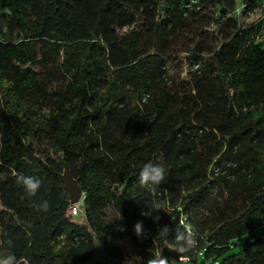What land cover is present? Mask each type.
<instances>
[{"label": "trees", "instance_id": "obj_1", "mask_svg": "<svg viewBox=\"0 0 264 264\" xmlns=\"http://www.w3.org/2000/svg\"><path fill=\"white\" fill-rule=\"evenodd\" d=\"M258 10L264 0H0V256L264 264V17L243 21ZM150 161L167 169L151 189L137 184ZM19 173L42 180L34 197ZM182 220L198 244L179 254Z\"/></svg>", "mask_w": 264, "mask_h": 264}, {"label": "clouds", "instance_id": "obj_2", "mask_svg": "<svg viewBox=\"0 0 264 264\" xmlns=\"http://www.w3.org/2000/svg\"><path fill=\"white\" fill-rule=\"evenodd\" d=\"M167 169L162 163H153L147 162L139 171L137 184L143 188H153L159 186L166 178ZM16 183L24 188V191L27 196L34 197L42 185V180L37 176H28L23 173L15 174ZM49 208L48 201H42L38 205V210L47 211ZM164 211H168L164 209ZM144 216H150L151 210L149 212H142ZM159 217L154 218V222H158ZM181 227L176 229L175 234V247L173 250L177 251L179 254L183 253L186 250H191L196 248L198 244L197 233L193 228L186 222H180ZM169 229L167 226L160 228V233L166 235ZM134 232L137 237H140L143 232V222L137 221L134 225ZM0 264H20L17 257L14 253H8L7 255L0 256ZM24 264H28L27 260L24 261ZM147 264H169V261L162 254L157 257L150 258L147 261Z\"/></svg>", "mask_w": 264, "mask_h": 264}, {"label": "water", "instance_id": "obj_3", "mask_svg": "<svg viewBox=\"0 0 264 264\" xmlns=\"http://www.w3.org/2000/svg\"><path fill=\"white\" fill-rule=\"evenodd\" d=\"M61 180L66 187L71 205H77L83 201L84 194L79 185V181L70 173L67 165L64 166Z\"/></svg>", "mask_w": 264, "mask_h": 264}, {"label": "rangeland", "instance_id": "obj_4", "mask_svg": "<svg viewBox=\"0 0 264 264\" xmlns=\"http://www.w3.org/2000/svg\"><path fill=\"white\" fill-rule=\"evenodd\" d=\"M262 17H264V10H258L249 13V17L244 18L243 21L246 24H248V23H252L253 21H257ZM209 58L211 57L209 56ZM78 207H80L81 209L79 215L77 217H72L71 220L77 224L83 225L84 224L83 201L80 202ZM256 234L259 236H264V225L256 231Z\"/></svg>", "mask_w": 264, "mask_h": 264}, {"label": "built area", "instance_id": "obj_5", "mask_svg": "<svg viewBox=\"0 0 264 264\" xmlns=\"http://www.w3.org/2000/svg\"><path fill=\"white\" fill-rule=\"evenodd\" d=\"M238 13H241V12L239 11ZM263 32H264V30H263ZM262 39H263L262 37L259 38V40H262ZM80 210H81L80 207H78L76 205H72V208L70 210V215L72 217H77L79 215V213H80Z\"/></svg>", "mask_w": 264, "mask_h": 264}, {"label": "bare ground", "instance_id": "obj_6", "mask_svg": "<svg viewBox=\"0 0 264 264\" xmlns=\"http://www.w3.org/2000/svg\"><path fill=\"white\" fill-rule=\"evenodd\" d=\"M78 205V204H77Z\"/></svg>", "mask_w": 264, "mask_h": 264}]
</instances>
